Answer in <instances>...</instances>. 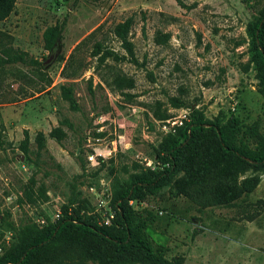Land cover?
Masks as SVG:
<instances>
[{
    "label": "rangeland",
    "instance_id": "1",
    "mask_svg": "<svg viewBox=\"0 0 264 264\" xmlns=\"http://www.w3.org/2000/svg\"><path fill=\"white\" fill-rule=\"evenodd\" d=\"M263 12L264 0H17L0 21L7 45L42 63L52 53L45 31L58 22L63 31L46 66L0 71V264L64 210L120 235L118 195L169 166V144L193 110L221 125L237 119L239 140L259 151L264 85L251 27ZM128 19L131 52L114 31ZM182 177L174 171L127 200L156 259L264 264V166L240 175L252 190L228 203L180 193ZM70 238L53 246L68 253ZM109 264L151 263L131 249Z\"/></svg>",
    "mask_w": 264,
    "mask_h": 264
},
{
    "label": "trees",
    "instance_id": "2",
    "mask_svg": "<svg viewBox=\"0 0 264 264\" xmlns=\"http://www.w3.org/2000/svg\"><path fill=\"white\" fill-rule=\"evenodd\" d=\"M16 1L0 0V21L11 14ZM129 24L130 19L118 23L114 31L131 52V45L126 37ZM62 31L63 23L59 22L47 28L44 33L46 49L52 50L57 45ZM251 34L259 76L264 85V12L252 24ZM5 41V36L0 33V71L14 64L31 65L39 69L43 67V62L33 59L25 51L7 45ZM261 91L264 94V88ZM65 96L70 102H74L68 89H65ZM181 129L179 138L169 144L164 159L169 166L154 180L135 179L130 188L118 195L115 220L121 226L120 235L114 228L74 218L64 210V217L50 233L34 236L24 245L13 248L6 254L2 264H86L87 259H97L100 264H109L116 262L131 249H136L139 258L145 263L173 264L165 259L157 260L151 247L134 231L126 211L127 200L138 197V192L144 186H152L157 180L165 179L177 171L183 172L178 185L180 193L195 200H203V205L228 203L252 190L248 180H239L240 175L249 167L264 166V139H257L259 151L250 149L246 142L239 140L238 133L242 127L237 119H229L221 125L204 119L198 110H193L190 122ZM58 131L55 127L50 135L58 138ZM21 150L24 155L28 152L27 136L22 141ZM67 235L71 237L69 244L72 249L64 253L53 245L54 241ZM78 248L80 257H76Z\"/></svg>",
    "mask_w": 264,
    "mask_h": 264
},
{
    "label": "water",
    "instance_id": "3",
    "mask_svg": "<svg viewBox=\"0 0 264 264\" xmlns=\"http://www.w3.org/2000/svg\"><path fill=\"white\" fill-rule=\"evenodd\" d=\"M54 48L51 50V52H52L51 55L45 61H43V66H46L48 63H50L52 61Z\"/></svg>",
    "mask_w": 264,
    "mask_h": 264
},
{
    "label": "built area",
    "instance_id": "4",
    "mask_svg": "<svg viewBox=\"0 0 264 264\" xmlns=\"http://www.w3.org/2000/svg\"><path fill=\"white\" fill-rule=\"evenodd\" d=\"M132 203V202H131Z\"/></svg>",
    "mask_w": 264,
    "mask_h": 264
}]
</instances>
